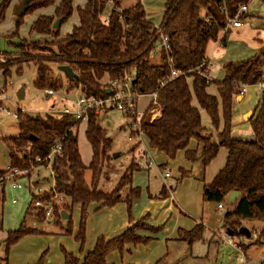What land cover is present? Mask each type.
Wrapping results in <instances>:
<instances>
[{"label": "trees", "instance_id": "16d2710c", "mask_svg": "<svg viewBox=\"0 0 264 264\" xmlns=\"http://www.w3.org/2000/svg\"><path fill=\"white\" fill-rule=\"evenodd\" d=\"M56 1L28 0L29 7L24 15L17 16L16 30L11 36H18V27L26 14L54 5ZM108 1L120 7L123 0H86L84 5L77 6L78 24L62 37L59 27L71 17L74 11L73 0H60L52 15H39L32 22L30 32L51 38L50 43L54 48L52 53L34 58L37 65L35 86L56 91L62 87L63 83L61 85L60 80L50 75L51 68L45 64L48 61L69 65L78 78H66V85H70L68 90L78 88L86 96H107L111 81L123 80L133 73L132 87L138 95L156 92L155 102L149 103L140 120L141 134L148 147L170 158L178 151H183L184 157L190 162L195 161L201 149L203 169L217 155L219 148L225 147V164L209 183L203 184V194L208 201L221 202L230 191H240L238 201L224 213L222 225L225 232L241 237L243 234L239 228L246 222L256 221L261 227L255 242L264 244V94L259 95L249 119L253 138L242 139L231 135L233 96L239 84H253L264 74V45L245 60L224 63V77L217 83L218 97L206 90L210 82L205 71L207 44L219 38L226 15L233 16L240 4L248 3L249 0H166L160 24L162 32L169 38V52L162 45L156 47V27L147 17L141 0H136L129 7H120L119 13L114 8L108 10ZM9 3L10 0H0V22L5 18ZM104 14L108 16L106 23L103 21ZM56 19H60V23L57 28H53ZM228 35L229 32L222 34V44H225ZM14 45L17 51L37 50L40 46L38 41L23 39ZM22 61L27 60L19 57L12 64ZM200 65L205 75L196 72ZM0 69L7 77L9 68L6 64H1ZM172 70H178L180 74L171 77ZM219 105L223 128L217 133L218 140H215L213 134L206 133L200 109L206 112L211 127L217 130L220 124ZM152 109L160 110V116L153 120L150 119ZM80 123L70 116H23L18 119V135L5 139V142L9 151L8 165L19 169L41 165L36 162V158L45 156L56 142L60 144L61 155L54 158L52 166L54 190L63 195L64 202L55 207L54 223L62 233L71 235L70 216L62 224L61 211L70 214L72 205L80 203L78 231L74 239L82 248L89 206L95 202L111 206L123 199L130 213L133 201L140 196V189L131 185L132 172L138 168V164L133 162L110 192L97 188L99 179L106 174L104 168L112 167L111 140L105 128L99 124V115L90 113L85 137L90 144L92 156L88 165H85L79 153L77 134L71 131L74 125L79 126ZM191 140L196 142L197 148H189ZM180 171L182 176L186 175L187 171L182 168ZM87 172L90 173L89 179L86 178ZM126 186H129V190L121 198V192ZM171 188L168 192L163 186L155 197H168L174 191ZM4 202L5 197L1 192L0 230ZM30 212L28 209L27 214ZM147 217L144 215L116 236L98 237L93 249L82 259L64 247L61 248L64 264H112L106 260L111 251L122 252L128 245L148 243L152 237L144 232L156 234L162 230V225L149 224ZM254 227L257 228L256 225ZM203 231L204 226L197 223L190 230H180L179 239L191 246L195 241L203 239ZM39 233L43 232L24 224L6 231L5 257L10 247L23 236ZM241 247L246 249L243 243ZM44 256L45 252L36 264H43Z\"/></svg>", "mask_w": 264, "mask_h": 264}, {"label": "rangeland", "instance_id": "374dc122", "mask_svg": "<svg viewBox=\"0 0 264 264\" xmlns=\"http://www.w3.org/2000/svg\"><path fill=\"white\" fill-rule=\"evenodd\" d=\"M165 1L166 0H141L147 17L154 24L160 23L162 20ZM57 2L58 0L54 5L41 9H47L49 11L46 12H52L53 9L51 7H54ZM73 2L75 6H82L86 2V0H73ZM135 2L136 0H123V4L121 1L120 7H129ZM19 3V0H10V3L5 12V18L0 22V65L6 64V67L9 68L7 77L3 75V71L0 69V105L1 107H4L10 111V114H7L5 111L0 109V170H4L9 164V151L5 139L16 137L18 135V119L20 117L48 116L52 114L50 111V109L52 108V104L53 107L57 109L66 104L67 101H71L80 95V92L76 91L78 90V88L68 90L70 85L69 87L68 84L66 85V77L64 73L58 69V63L56 62L48 61L45 62V64H47L51 68L50 75L60 80L61 85L63 83L62 87L60 86L61 88L59 87L57 91L54 90V94L49 97L45 94L44 89L35 86L34 81L37 76V65L33 60L36 56L52 53L54 51V48L50 43L52 42L51 38H49V40L42 41L45 38L44 35L30 32V26L33 20L36 19L39 15H45L46 13L45 11H41L40 9L26 14L23 17L22 23L18 27V36L14 38L10 36L16 30L17 15L15 13V10L17 7L15 5H19ZM107 11L108 10H106V12ZM241 20L242 26L240 28H233L232 30L230 29L229 31H227L229 32L227 40L225 44L221 43L220 46L221 54L217 55L212 53L213 51H211V49L213 46L211 42H209L207 45V52L209 53L208 55L211 59L210 63L208 64V76L210 82L207 87H209V91L211 92L216 91L217 83L220 82L223 78L222 71L224 69L223 65L225 62L245 60L257 53L259 49L264 45V1L250 0L247 3V9L244 12V16L241 17ZM77 24L78 16L75 8L71 17L60 25V35L64 36L66 32H69L71 28ZM20 38L31 39V41L35 39L39 40V49L30 51L19 50L17 52L8 53L14 50V47L13 45H11L10 41L17 42ZM19 57L24 58L27 61L12 64ZM262 69L264 72V61L262 64ZM131 74L133 75V73ZM20 88H23L24 90L23 98L17 97V92ZM259 94L260 92L255 86L247 89L246 96H250L246 104H249L251 105V107H253L256 104ZM238 95L240 94H235L233 97L236 98ZM148 98L149 97L146 95L138 96L136 102L138 112H142L145 101H147ZM193 102L196 104L195 101ZM233 103L235 105L234 110L236 112H239L241 107L239 108L237 106L238 104L236 101H233ZM244 105L245 104H243L242 107ZM17 111H19V117L14 116V113ZM200 113L201 121L205 125L206 131H210L213 134V138L215 140H218V132H216L210 126L208 115L202 109H200ZM133 123L137 124V120L134 116H130L118 109L106 108L99 114V124L101 127L105 128L106 134L111 140L110 162L112 164V167L104 168L103 172L106 174H103L99 179L97 188L103 192H110L115 187L121 175L130 165V163L133 162L137 165V161L139 163V165L137 166H140V168L136 170L137 172H139L136 176L140 179H144V181H146L145 185L149 184L150 191L156 192L157 195L159 194L163 185H165V187L168 189V192H170L169 188L171 187L176 190V193L173 195L175 197V202L178 204L179 208H181V210L185 212V214H188L191 218L203 223V239H205L206 242L211 241L214 244V248H216V245L222 246L220 248V251L223 249L227 253H230L231 258H233L235 255V251H233V248L225 244L224 242L218 244V241H220V239L215 237V234H219L221 235L220 237L222 239V237H224L226 233L225 228L222 225L225 211L217 208L218 202L208 201L206 199L203 194L201 184L204 181H210L214 173L218 171V169L223 167V163H225V147L219 148L214 161L209 163L207 167H204V169L201 162V149L199 150L195 161L189 162V165L187 164L188 161L183 157V153L180 152L179 156L176 157V160L174 162L171 159L166 160L168 165L166 169L158 167L155 162H151L152 164L147 167V164H145L146 162L141 158V150H144L146 148L150 151V147H148L147 141L143 134L138 135L135 134L134 131H132ZM234 123L236 122L234 121ZM85 127L86 123L81 122L77 128V137L78 149L81 159L87 162L88 165L91 160L92 152L90 144L85 137ZM136 129L138 130L137 127ZM232 132H234L233 129ZM130 133H132L133 135H131ZM180 167H184L182 169H186V167L188 168L186 175L184 176H188V179L184 178L181 175V171L179 170ZM166 171L169 172V176H165ZM89 174L90 173L88 172L86 173L87 179H89L90 177ZM33 181H38L37 185H39L43 190H48L52 186V173L50 168L44 165H38L36 167H33V169H30L26 173V175L22 176L19 179V182L23 186L21 189L10 190L8 185H6V192L4 194L5 202L2 211V229L0 230V235L1 233H6V231L10 228H18L21 224L29 227H36V224L37 226H42L37 223L41 222L39 218L33 217V214H27L29 205L32 202L31 193H37V188H35L32 184ZM136 183L138 182L134 180V185ZM30 185L31 190H29ZM128 190L129 186H126V188L122 190L121 194L123 198L127 194ZM239 197L240 196L235 198L233 202H229L228 196H224L221 202L225 205V208L229 210L235 205ZM14 198L15 202H12V199ZM70 215L73 228V224H75V221H77L78 224L79 217L76 212L73 211L72 213L70 211ZM34 221H36V224L33 223ZM64 221L65 219L62 218L60 222L62 224H65ZM44 225L48 227L50 233L40 234L46 236H49V234L60 235V227H58L55 223H45ZM255 225L257 228L254 227ZM243 226L247 227L251 232L250 237H245L244 235H242L241 237L237 238L238 241H240V245L241 243H243L246 246V249L244 250L247 258L246 264H264V244H257L255 242L256 235L260 227L259 223L256 221H249L246 222ZM63 247L65 248L64 245L59 244L54 250L58 251L62 256L61 248ZM79 249L82 250L80 246H78V251ZM205 250L206 245H202L200 240L194 242V246L192 249L193 253H204ZM45 254H47L46 251Z\"/></svg>", "mask_w": 264, "mask_h": 264}, {"label": "crops", "instance_id": "0c3cea01", "mask_svg": "<svg viewBox=\"0 0 264 264\" xmlns=\"http://www.w3.org/2000/svg\"><path fill=\"white\" fill-rule=\"evenodd\" d=\"M59 1L60 0H58V2L56 3L54 7H51L53 9L52 12L51 11L46 12V11H49L47 9L46 10L40 9V10L45 11L46 12L45 15H52ZM122 4H123V1H122ZM15 6L17 7L18 5H15ZM73 7L74 9L77 7L74 5V2H73ZM160 23H155V25H158ZM240 27H237V28H240ZM232 29L233 28H231V30ZM69 32H66L65 34ZM222 34L223 33L221 31L219 38L216 41L211 42L213 46L211 51H213L212 52L213 54H217V55L221 54L220 37L222 36ZM60 36L62 37L63 35H60ZM44 37L45 38L42 41L49 39L47 38V36H44ZM22 39L31 41V39H26V38H20L17 42L10 41L15 51L13 50L8 53L17 52V49L14 44L20 43ZM32 41H39V40L35 39ZM208 54L209 53L207 52V47H206L207 65H206L205 71H206L207 76L209 74L208 64L211 61L210 56ZM222 74L224 77V69L222 71ZM206 90L208 93L216 95L218 97V91H217L218 86H216L215 92L209 91V87H207ZM146 96H148L149 98L147 101H145L144 108L142 109L141 113H143L146 110L149 103L152 101L151 95H146ZM245 96H246V92L234 98V101H236L238 104L237 106L239 108L241 107V109L239 112L238 111L236 112L234 110L235 105L233 103L232 120H231V123H232L231 135L237 138L251 139L253 138V133L249 125L248 118H250L251 115L253 114L254 112L253 107L256 104L253 107H251V105L249 104H246V102L249 100L250 95L246 96V98ZM258 100H259V96H258L256 103L258 102ZM243 104L245 105L242 107ZM195 105H197V103ZM159 116H160V110L152 109L150 113V119L153 120V119L158 118ZM219 116H220V124H219L218 129L215 130L216 132L221 131L223 128L220 105H219ZM208 121L210 122L209 117H208ZM234 121L236 123H234ZM203 126L205 127L204 124ZM210 126H211V123H210ZM232 129L234 130V132H232ZM206 133L212 135L210 131L209 132L206 131ZM189 148L190 149L197 148V144L194 140H191L189 142ZM141 151H142L141 158L146 162L145 164H147V167H149L150 164H148V161L144 156L145 153H148L150 156L151 162H155L160 168H163L165 166L167 168L168 167L167 161H166L167 159H171L174 162L176 160V157L179 156V153L180 152L183 153V151H178L173 158H170L164 153L154 148H150V151L146 148ZM226 156H227V150L225 153L224 162L226 161ZM183 157H184V153H183ZM215 158L216 156L210 161V163L214 161ZM82 161L85 165H87V162H85L83 159ZM189 162L190 161L187 162L188 165H189ZM136 163L139 165L137 161ZM139 168L140 166L137 169ZM180 168H184V167H180ZM137 169L133 170L132 172V187H138L140 189V196L133 201L130 213H128L127 205L123 199H121L120 201H118L117 203L111 206H102L101 203H96V202L92 203L88 208V215L86 219V234H85V241H84L82 250L79 249L78 251V246L80 245H79V242L74 239V234L78 231L79 222L77 224V221H75V224H73L71 235H64L62 232H59L60 235L49 234V236H46L42 234H46L50 232L48 230V227L44 225L45 223L37 222L39 225H42V226H37L36 221H34L33 223L36 224V227H30V228H37L43 233L42 234L39 233L40 235L28 234V235L23 236L19 241H17L14 245L10 247L9 252H8L9 255H7L6 257H5V244H4L6 233L5 232L1 233L0 235V264H36L41 254L45 251L47 252V254H45L44 256V259L42 262L43 264H64L63 256H61V254H59L58 251L54 250L59 244L64 245L67 251L72 252L79 259H82L87 252L93 249L95 241L98 237L103 236L105 238H111L113 236H116L119 233H121L123 230L128 228L133 222L137 221L144 215L148 216L147 222L149 224L154 225V226L162 225L163 226L162 230L156 234L144 232L145 234H148L149 236L152 237V239L148 243L128 245L127 247H125V249L122 252H119L116 250L111 251L106 257V260L108 261V263H112V264H155L156 262L161 260L158 264H225V262L226 264H235V255L233 258H231L230 253H227L223 249L220 251V248L222 246L216 245V248H217L216 249L214 248V244L211 241L206 242L205 239L200 240L202 245H206L205 252L196 253V254L193 253L192 249H193L194 243L191 246H189L184 240L179 239V231L180 230H183V231L190 230L197 223H201V224L203 223L198 222V220L191 218L188 214H185V212H183L181 208H179L178 204L175 202V197L173 195L176 193V190L172 191L168 197L156 198L155 197L156 192L150 191L149 184L145 185L146 181L136 176L137 173H139L136 171ZM184 170L187 171L188 168L186 167V169ZM216 173L217 171L214 173V175ZM213 177L210 179V181L213 179ZM184 178L188 179V176ZM134 180L138 182L135 185H134ZM210 181L208 182L204 181L201 184L203 186L204 183H209ZM33 182L37 184L38 181H33ZM147 183H148V180H147ZM9 189L12 190L11 187H9ZM29 190H31V186H29ZM5 192H6V186L3 190V194H5ZM121 198H123L122 195H121ZM3 208H4V204H3ZM80 210H81L80 203H75L71 207V213L72 211L76 212L79 219H80ZM29 214H32V213L30 212ZM68 216H71V215L69 214ZM8 230H12V229L10 228ZM220 236L221 235L219 234L218 235L215 234V237L220 239V241L217 240L218 244L223 243V240L221 239ZM34 239L36 240V242Z\"/></svg>", "mask_w": 264, "mask_h": 264}, {"label": "built area", "instance_id": "2783aa9c", "mask_svg": "<svg viewBox=\"0 0 264 264\" xmlns=\"http://www.w3.org/2000/svg\"><path fill=\"white\" fill-rule=\"evenodd\" d=\"M250 1V0H249ZM108 10L110 8H114L117 13L121 11V8L115 6L111 1L107 2ZM247 9V3L240 4L239 8L237 9L236 13L233 16L226 15L225 19V26L222 30V33L229 31L231 28L240 27L242 24L241 17L244 16V12ZM103 21L106 23L108 22V16L104 15ZM162 24L155 25L156 32L155 36L158 38V43L156 47L162 45L166 52L170 51V44L168 35L163 33L161 30ZM168 54V53H167ZM170 60V58H169ZM206 62V61H205ZM202 65L197 67L196 72L202 75H205V71L201 69ZM189 72V71H188ZM180 74L178 70L171 71V77L177 76ZM258 81L253 84H246L241 83L237 86V90L235 94H244L246 90L251 87L255 86L260 94H264V74L261 76ZM134 76L132 74H128L123 80H113L110 82L111 88L107 96L99 97V96H86L82 94L79 89L76 91L80 92V95L71 101H67L62 107L55 109L52 105L51 113L52 115L56 116H70L75 120H79L80 122H87L89 114H100L106 108H114L121 110L125 113L132 114L137 120V124L133 123L132 131L136 134L141 135L140 129V120L142 117L141 112H138L136 109V102L138 98V93L132 87V80ZM44 92L47 96H51L54 94V90L51 88L44 89ZM152 97V101L155 102L156 99V92L150 94ZM1 104V99H0ZM0 109L5 111L7 114H10V111L4 107ZM20 111V110H19ZM19 111L14 113L15 117H19ZM138 128V130L136 129ZM77 125H74L71 128L73 133L77 134ZM138 131V133H137ZM28 150V149H27ZM61 155V146L58 142L53 144L48 153L43 157H37L36 162L41 165H44L50 168L52 173V186L48 190H43L39 185H33L37 188V193L32 195V202L29 205V210L34 215V217L39 218L41 222L44 223H54L56 220L55 215V207L59 206L64 202V197L61 194H58L54 190V171H53V161L54 158ZM145 158L148 161V164H151V159L148 153H145ZM33 166L27 169H19L16 167H10L9 165L6 166L4 170L0 171V193L3 192L6 185L11 187L12 189H21L23 186L19 182V179L26 175V173L32 169ZM166 169V166L163 167ZM165 176H169V172H165ZM12 202H15V199H12ZM217 208L220 210H224L225 212L227 209L222 202H218ZM238 237L235 235H230L225 233L224 237H222L223 242L231 246L235 251V264H246L247 258L245 255V251L239 244L240 241L237 239Z\"/></svg>", "mask_w": 264, "mask_h": 264}, {"label": "water", "instance_id": "95a60500", "mask_svg": "<svg viewBox=\"0 0 264 264\" xmlns=\"http://www.w3.org/2000/svg\"><path fill=\"white\" fill-rule=\"evenodd\" d=\"M28 7H29L28 0H20V3H19V5L17 6V8L15 10L16 15L17 16L24 15L26 10L28 9ZM59 23H60V19H56L54 24H53V28H57L59 26ZM58 69L64 73L65 77L68 80H73V79H77L78 78V75L73 71V69L69 65H66V64L58 65ZM23 96H24V90H23V88H20L18 90V92H17V97L18 98H23ZM32 184L35 185L36 183L32 182ZM240 195H241V192L238 191V190H232V191H230L227 194L229 202H233L235 200V198H237ZM61 216H62L63 219H66L68 217V214L64 210H62L61 211ZM239 232L241 234H243L245 237H250L251 236L250 230L247 227H245V226H241L239 228Z\"/></svg>", "mask_w": 264, "mask_h": 264}]
</instances>
